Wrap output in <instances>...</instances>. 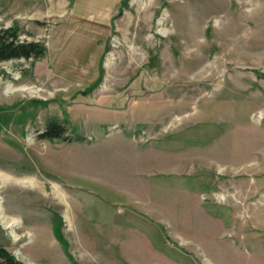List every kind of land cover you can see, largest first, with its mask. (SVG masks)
<instances>
[{
	"label": "rangeland",
	"instance_id": "obj_1",
	"mask_svg": "<svg viewBox=\"0 0 264 264\" xmlns=\"http://www.w3.org/2000/svg\"><path fill=\"white\" fill-rule=\"evenodd\" d=\"M10 27L44 53L0 62L1 248L264 264V0H0Z\"/></svg>",
	"mask_w": 264,
	"mask_h": 264
},
{
	"label": "trees",
	"instance_id": "obj_2",
	"mask_svg": "<svg viewBox=\"0 0 264 264\" xmlns=\"http://www.w3.org/2000/svg\"><path fill=\"white\" fill-rule=\"evenodd\" d=\"M44 49L38 43L20 42L15 28H0V62L18 59H36L42 56ZM65 133L63 127L56 123H48L40 139H61ZM0 261L4 264H20L8 252L0 247Z\"/></svg>",
	"mask_w": 264,
	"mask_h": 264
},
{
	"label": "bare ground",
	"instance_id": "obj_3",
	"mask_svg": "<svg viewBox=\"0 0 264 264\" xmlns=\"http://www.w3.org/2000/svg\"><path fill=\"white\" fill-rule=\"evenodd\" d=\"M62 3L59 1L58 5L55 7L57 12L62 11ZM0 181H2V183H15L17 185H21L24 186V184L22 182H18V181H13L10 180L8 178H6L5 176L0 174ZM52 194L53 196H55L58 200L63 201L64 200V196L63 194L59 193L58 189L56 187L52 188ZM1 204V203H0ZM0 223L1 225L5 228V229H9L10 231H14V229L17 227V222L14 219H9L8 217L5 216V212L4 210L1 208L0 206Z\"/></svg>",
	"mask_w": 264,
	"mask_h": 264
}]
</instances>
